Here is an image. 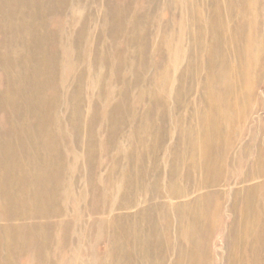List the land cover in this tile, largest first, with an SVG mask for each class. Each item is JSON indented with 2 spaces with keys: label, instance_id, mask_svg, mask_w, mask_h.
<instances>
[{
  "label": "rangeland",
  "instance_id": "1",
  "mask_svg": "<svg viewBox=\"0 0 264 264\" xmlns=\"http://www.w3.org/2000/svg\"><path fill=\"white\" fill-rule=\"evenodd\" d=\"M0 1V264H264V162H251L264 160V0ZM212 22L237 42L215 48ZM250 59L232 111L216 77L227 86ZM208 97L225 117L219 173L206 177Z\"/></svg>",
  "mask_w": 264,
  "mask_h": 264
},
{
  "label": "bare ground",
  "instance_id": "2",
  "mask_svg": "<svg viewBox=\"0 0 264 264\" xmlns=\"http://www.w3.org/2000/svg\"><path fill=\"white\" fill-rule=\"evenodd\" d=\"M6 1V0H5ZM10 1V0H9ZM1 2V1H0ZM2 4V3H1ZM3 4H4V2H3ZM3 6V5H2ZM10 6H12V4L10 5ZM12 10V9H11ZM11 12V11H10ZM25 13V12H24ZM25 15V14H24ZM21 16V15H20ZM9 19V18H8ZM11 19V18H10ZM19 19V18H18ZM17 19V20H18ZM23 19H25V18H23ZM10 21V20H9ZM12 21V20H11ZM10 21V22H11ZM21 21V20H20ZM19 21V22H20ZM25 21V20H24ZM17 23V22H16ZM20 24V23H19ZM21 24H22V21H21ZM20 24V25H21ZM14 25H15V21H14ZM17 25V24H16ZM19 25V26H20ZM6 26H7V24H6ZM10 27H11V25H10ZM14 27H17V26H14ZM25 27V26H24ZM215 27V23L214 22H212L211 24H210V28H211V30H212V41L214 40V43L216 44V46H215V48H218L219 47V44H221V47L223 48L224 46H225V42L230 46V45H234V43H236L237 41H236V39H232V41L230 40V39H227L226 40V35H220V34H218V32H217V34H215L214 33V30H213V28ZM12 28H13V25H12ZM21 28V27H20ZM19 28V29H20ZM18 29V28H17ZM18 29V30H19ZM13 30V29H12ZM11 30V31H12ZM21 30V31H20ZM19 31L20 32H22V29H20ZM26 30H28V29H26ZM10 31V30H9ZM17 31V30H16ZM4 33H6V31L4 32ZM12 33V32H11ZM14 33H16L15 31H14ZM36 33V32H35ZM20 34V33H19ZM19 34H18V32H17V34L16 35H18L17 37H19ZM23 34H24V30H23ZM30 34H32L31 32H30ZM37 35H38V33H36ZM6 35V34H5ZM12 35V34H11ZM20 35H22V34H20ZM26 35V34H25ZM32 35H34V34H32ZM36 35V36H37ZM13 36H14V34H13ZM23 36V35H22ZM25 37V36H24ZM24 37H23V39H24ZM37 37H39V36H37ZM41 37H44V36H41ZM40 37V38H41ZM4 38H5V36H4ZM3 38V39H4ZM7 38H9L8 36L4 39L5 41H6V39ZM25 38H27V37H25ZM36 38V37H35ZM34 38V39H35ZM47 38V37H46ZM45 38V39H46ZM10 39V38H9ZM8 39V40H9ZM13 39V38H12ZM11 39V40H12ZM22 39V40H23ZM0 40H1V38H0ZM4 40H2V42L4 41ZM19 40V39H18ZM21 40V41H22ZM27 40V39H26ZM43 40V39H42ZM24 41V40H23ZM22 41V43L24 44V42ZM15 42V41H14ZM27 42V41H26ZM35 42V41H34ZM41 42V41H40ZM250 42V41H249ZM249 42H248V44H246V47H245V49L242 51V52H244L245 54H248V53H250V49H251V47H250V44H249ZM11 43V42H10ZM48 43V42H47ZM1 45L3 44V43H0ZM26 44V43H25ZM28 44V43H27ZM34 44V43H33ZM50 44V43H49ZM6 45H8V44H6ZM17 45V44H16ZM18 45H20V44H18ZM29 45V44H28ZM35 45H37V44H35ZM130 45V44H129ZM4 45H2V47H3ZM10 46V45H9ZM22 46H24V45H22ZM26 46V45H25ZM24 46V47H25ZM41 46H42V44H41ZM31 47H33V46H31ZM42 47H44V45L42 46ZM46 47V46H45ZM10 48V47H9ZM17 48H18V46H17ZM27 48H28V46H27ZM30 48V47H29ZM20 49H21V47H20ZM23 49V48H22ZM31 49V48H30ZM4 50V49H3ZM5 50H6V48H5ZM4 50V51H5ZM32 50V49H31ZM30 50V51H31ZM38 50H40V49H38ZM46 50H47V48H46ZM45 50V51H46ZM19 51V50H18ZM24 51V50H23ZM28 51V50H27ZM34 52V51H33ZM41 51H39V53H40ZM46 52H48V51H46ZM27 53V52H26ZM34 53H36V51L34 52ZM33 53V54H34ZM38 53V54H39ZM43 53V52H42ZM15 54H17V53H15ZM29 54V53H28ZM32 54V53H31ZM31 54H29V55H31ZM37 54V53H36ZM41 54V53H40ZM47 54V53H46ZM45 54V52H44V56L46 55ZM49 54V53H48ZM3 55H6L7 56V54H6V51H5V54H3ZM19 55V54H18ZM54 55V54H53ZM223 55V57H222V59H221V64L220 65H225V56H224V54H222ZM20 56V55H19ZM43 56V55H42ZM50 56V55H49ZM23 57H25V56H23ZM40 57H41V55H40ZM48 57V56H47ZM255 60H258V57L257 56H255V57H253ZM28 59H30V58H28ZM49 59H50V57H49ZM80 59V58H79ZM18 60V59H17ZM37 60V59H36ZM35 60V61H36ZM9 61V60H8ZM8 61H6V62H8ZM27 61V60H26ZM31 61V60H30ZM29 61V62H30ZM34 61V62H35ZM40 61V60H39ZM38 61V63H40ZM43 61V60H42ZM49 61V60H48ZM48 61H46L47 62V64H48ZM247 61V63L246 62H244V61H240V60H238V64H237V66L233 69V70H229V72H232V75H233V77H232V82H228V85L226 86V82H224L223 83V81H222V77L220 76V75H218L217 77H216V79H217V88L219 89V90H221V91H227V92H229V93H234V94H231V95H229V97L227 98V99H225V100H223L222 102H220V103H222V104H224L226 107H228V108H230L232 111H235V109H236V104H237V102H238V100H239V97H240V94H238L239 93V89H238V93L236 92V84L238 83V81L241 79V77H242V74H243V68L244 67H248V68H250V64H252V66L254 65V62L252 61V59H250V61H248V60H246ZM17 61L15 60L14 61V63H16ZM28 62V63H29ZM8 63H10V62H8ZM18 63V62H17ZM16 63V64H17ZM23 63V62H22ZM27 63V62H26ZM25 63V64H26ZM27 63V64H28ZM30 63H32V62H30ZM29 63V64H30ZM20 64H21V62H20ZM5 65V64H4ZM6 65H7V63H6ZM23 65V64H22ZM35 65H38V64H35ZM40 65H42L41 63H40ZM46 64L44 63V66H45ZM14 66H18V65H14ZM24 66V65H23ZM22 66V67H23ZM32 66H33V64H32ZM25 67V66H24ZM4 68V67H3ZM16 68V67H15ZM17 68H19V66L17 67ZM27 68H30V67H27ZM33 68H35L34 66L32 67V69ZM44 68V67H43ZM42 68V69H43ZM48 68V67H47ZM36 69V68H35ZM41 69V70H42ZM1 70H2V68H1ZM10 70V69H9ZM12 70V69H11ZM23 70H25V69H23ZM28 70V69H27ZM27 70H26V73H27ZM34 70V69H33ZM40 70V69H39ZM47 70V69H46ZM19 71V70H18ZM17 71V72H18ZM30 71V70H29ZM43 71V70H42ZM3 72V71H2ZM41 71H39L38 73H40ZM224 72H226V67L224 66V67H222V69H221V72H220V74L222 75V74H224ZM23 73V72H22ZM29 73V72H28ZM46 73V72H45ZM18 74V73H17ZM30 74L31 73H29V76H30ZM15 75V74H14ZM23 74H22V78H23ZM28 76V75H27ZM28 76V78H30ZM48 76V75H47ZM7 77V76H6ZM19 77H20V75H19ZM50 77V76H49ZM25 78V77H24ZM26 79V78H25ZM46 79V78H45ZM44 79V80H45ZM48 79H50V78H48ZM52 79V78H51ZM58 79V78H57ZM7 80H8V77H7ZM20 80H22V79H20ZM29 80H31V79H29ZM43 80V79H42ZM50 81V80H49ZM4 82V81H3ZM6 83V82H5ZM15 83V82H14ZM29 83H30V81H29ZM28 83V84H29ZM38 83V82H37ZM42 84L44 83V81H42L41 82ZM13 84V83H12ZM24 84V82H22V85ZM28 84H27V86H28ZM46 84H48L47 83V79H46ZM15 85V84H14ZM21 85V86H22ZM26 85V84H25ZM29 85H31V84H29ZM13 86V85H12ZM44 86V85H43ZM4 87V86H3ZM20 87V86H19ZM29 87V86H28ZM28 87H26V88H28ZM40 87V86H39ZM46 87H49V86H46ZM50 87H51V83H50ZM244 87V86H243ZM10 88V87H9ZM22 88H25V87H22ZM33 88V87H32ZM11 89V88H10ZM13 89H14V87H13ZM21 89V87L19 88V90ZM40 89V88H39ZM4 90H5V88H4ZM7 90H9V89H7ZM30 90V89H29ZM41 90V89H40ZM51 90H52V88H51ZM12 91V90H11ZM10 91V92H11ZM33 91V90H32ZM6 92V91H5ZM30 93H32L31 91H29ZM37 92H38V90H37ZM55 92V91H54ZM8 93V92H7ZM41 93V92H40ZM20 94V93H19ZM38 96V94L36 93L35 94V96ZM8 96H9V94H8ZM17 96H19V95H17ZM23 96V95H22ZM22 96H21V94H20V97L22 98ZM30 96H31V94H30ZM12 97V96H11ZM33 97V96H32ZM76 97V96H75ZM9 98V97H8ZM14 98V97H13ZM18 98V97H17ZM207 98V97H206ZM20 99V98H19ZM40 99V98H39ZM38 98H35L34 97V102H33V105H32V108L31 107H29L30 108V110H31V112L32 113H36V115H37V118H38V120L39 121H41V107H40V100H39ZM53 99V98H52ZM63 99V98H62ZM51 100V99H50ZM17 101V100H16ZM18 101H20V100H18ZM14 102V101H13ZM13 102H12V105H14V104H16L17 105V107H18V104L17 103H14L13 104ZM32 103V102H31ZM56 103V102H55ZM2 104H3V102H2ZM19 105H22V100H21V102H20V104ZM218 105H219V103L217 104V103H215V101L214 100H212V99H210V97H208V99H207V105H206V108H205V110H204V112L206 113V116H207V118H208V120H209V122H211V124H210V126H209V128H207L206 130L207 131H209L210 132V138H208V139H206L204 142H202L201 144H199L197 147H196V149H197V151L199 152L198 154H197V156H200V160H201V162L199 163V168H201V172L203 173V175L204 176H209L210 174H218L219 173V171H218V168H217V166H216V163H217V158L219 157V156H221V150L219 149V147L217 146V142H218V140H219V138H220V136H221V131H220V125H221V122H222V120H223V118L225 117V115H223V113L221 112V110L219 109V107H218ZM24 106V105H23ZM2 108H3V105L1 106ZM6 107V106H5ZM8 107H11V106H9L8 105ZM14 107H15V105H14ZM17 107H16V109H17ZM22 107V106H21ZM20 108V107H19ZM22 108H24V107H22ZM4 109V108H3ZM11 110V109H10ZM30 110H28V111H30ZM46 110V109H45ZM17 111V110H16ZM20 111V110H19ZM5 112H6V109H5ZM13 112V111H12ZM14 112H15V110H14ZM18 113V112H17ZM13 114V113H12ZM16 114V113H15ZM14 115V114H13ZM29 115V114H28ZM31 115V114H30ZM214 115H216L217 117H214ZM5 116H6V113H5ZM22 116V115H21ZM9 117V116H8ZM35 117V116H34ZM8 119V118H7ZM10 119V118H9ZM28 119V118H27ZM13 120V119H12ZM12 120H11V122H12ZM23 120H24V118H23ZM38 120H36L38 123H39V121ZM16 121H19V120H17L16 119ZM10 122V121H9ZM8 122V123H9ZM32 122V121H31ZM37 122H36V124H37ZM7 123V124H8ZM18 123V125L20 124L19 122H17ZM25 123V122H24ZM36 124L34 125L35 127L34 128H36ZM39 125V124H38ZM25 126V125H24ZM42 126H43V123H42ZM45 126V125H44ZM43 126V127H44ZM54 126V125H53ZM10 127H12L11 125H10ZM33 127V126H32ZM13 128V127H12ZM11 128V129H12ZM15 128H16V125H15ZM24 128V127H23ZM22 128V129H23ZM17 129V128H16ZM202 129V128H201ZM9 130V129H8ZM24 130V129H23ZM37 130V129H36ZM22 131V130H21ZM33 131V130H32ZM9 132V131H8ZM15 132V131H14ZM25 132V131H24ZM34 133H36L35 131H33ZM43 132V131H42ZM193 132V131H192ZM19 133V132H18ZM28 133L30 134V132L28 131ZM34 133H33V135H34ZM10 134V133H9ZM13 134H16V133H13ZM43 134V133H42ZM1 135H2V133H1ZM19 136V135H18ZM31 136V135H30ZM184 137L186 136V134L185 135H183ZM12 137V136H11ZM11 137H8V138H11ZM13 137H14V135H13ZM17 137V136H16ZM36 137V136H35ZM13 139V138H12ZM17 140L19 139L18 137L16 138ZM2 140V139H1ZM15 141V140H14ZM31 141V140H30ZM199 141V140H198ZM2 142V141H1ZM4 142H7V141H4ZM13 142V141H12ZM3 143V142H2ZM7 143H9V142H7ZM18 143H19V141H18ZM33 143V142H32ZM38 143H40V142H38ZM15 143H13L12 145H14ZM23 144V143H22ZM28 144V143H27ZM34 144V143H33ZM1 145H3V144H0V146ZM9 145V144H8ZM7 145V146H8ZM19 145V147H20V144H18ZM29 145V144H28ZM27 145V146H28ZM32 145V144H31ZM22 146V145H21ZM30 146V145H29ZM28 146V147H29ZM16 147H17V144H16ZM18 147V148H19ZM27 147V148H28ZM33 147V146H32ZM47 147V146H46ZM4 148V147H3ZM23 148V147H22ZM22 148H20V149H18V150H21ZM48 148V147H47ZM4 149H6V148H4ZM30 149H32V148H30ZM11 150V149H10ZM22 151H24V150H22ZM29 152H31V150L29 151ZM28 152V153H29ZM39 152V151H38ZM189 152L191 153V155L193 156V157H195L196 156V151L193 149V148H189ZM259 152L260 153H262L263 152V150H259ZM27 153V154H28ZM47 153H49V152H47ZM23 154V153H22ZM25 154V153H24ZM29 155V154H28ZM38 155L39 154H35V156L36 157H38ZM0 156H1V154H0ZM27 156V155H26ZM42 156V155H41ZM49 156V155H48ZM13 157H15V155H13ZM30 157V156H29ZM5 158V157H4ZM21 158V157H20ZM22 158H24V157H22ZM16 159V158H15ZM19 160V159H18ZM24 160H25V158H24ZM172 160H174V159H172ZM22 161V160H21ZM20 161V162H21ZM34 161V160H33ZM41 161V160H40ZM50 161V160H49ZM30 162V161H29ZM44 162V161H43ZM251 162L252 163H254V164H256V165H261L263 162H264V160H263V157H262V155L261 154H257V155H254V160H251ZM27 163V161L25 162V164ZM47 163V162H46ZM49 163V162H48ZM24 164V165H25ZM30 164V163H29ZM51 164H52V162H51ZM44 165V164H43ZM53 165V167L55 166V164H52ZM26 166V165H25ZM27 167H29L30 168V165L29 166H27ZM174 167V166H173ZM2 168H4V166L2 167ZM52 168V167H51ZM53 169V168H52ZM58 169V168H57ZM4 170V169H3ZM51 170V169H50ZM53 171V170H52ZM58 173V172H57ZM56 173V174H57ZM153 173V172H152ZM41 174V173H40ZM172 174H174L173 173V171H172ZM200 175V174H199ZM25 176V175H24ZM59 176V175H58ZM21 177V176H20ZM248 177H249V179L250 180H253L254 178H263V175L262 174H256V175H254V174H249L248 175ZM4 178V177H3ZM3 178H2V180H3ZM56 178L58 179V177H57V175H56ZM0 182H1V180H0ZM3 182V181H2ZM264 182V181H263ZM129 183V182H128ZM154 183V182H153ZM55 184H56V182H55ZM20 185V184H19ZM54 185V184H53ZM126 185H127V183H126ZM152 185H154V184H152ZM156 185V184H155ZM153 187V189H154V186H152ZM200 187L201 188H208V189H213V186L212 185H200ZM5 188V187H4ZM47 189H50V186L49 187H47ZM46 189V190H47ZM45 192H47V191H45ZM48 192H49V190H48ZM242 192H245V196L243 197L244 198V200H243V205H245L246 206V214H252L251 212L254 210V209H256V207H255V203H257L258 202V200H257V198H256V194H255V190H254V188H250V189H248V190H242ZM46 195H48V193H46ZM14 196V195H13ZM0 197H2V196H0ZM10 197V196H9ZM17 197V196H16ZM28 197V196H27ZM49 197H51V196H49ZM52 197H53V195H52ZM7 198V197H6ZM15 198V197H14ZM7 200H10V199H7ZM30 200V199H29ZM28 200V201H29ZM48 200H50L51 201V203H52V198L51 199H48ZM26 201H27V199H26ZM2 202V201H1ZM12 202H13V200H12ZM28 203V202H27ZM42 203V202H41ZM44 203V202H43ZM49 203V202H48ZM50 203V204H51ZM8 203H5V205H7ZM45 204V203H44ZM200 204V203H199ZM199 204H194V205H192V206H194V208L195 209H197L198 207H199ZM9 205V204H8ZM30 205V204H29ZM28 205V206H29ZM1 206V205H0ZM12 206V205H11ZM28 206H26V207H28ZM44 206V205H43ZM47 206V205H46ZM48 206H50L49 204H48ZM4 207V206H3ZM17 207V206H16ZM31 207V206H30ZM45 207V206H44ZM50 207H52V206H50ZM40 208V207H39ZM218 208H220V206H219V204L215 207V209H214V212H215V215L216 216H218ZM3 209H5V208H3ZM1 210V209H0ZM8 209H6V211H7ZM14 210V209H13ZM23 210V209H22ZM37 210V209H36ZM260 210V209H259ZM9 211V210H8ZM7 211V212H8ZM51 211V210H50ZM25 212L26 211H24V214H25ZM35 212H37V211H35ZM40 212V211H39ZM46 212H49V211H47L46 210ZM52 212V211H51ZM4 212H2V214H3ZM29 213H31V212H29ZM10 215H13V214H11V213H9ZM8 214V215H9ZM23 214V215H24ZM37 214V213H36ZM40 214V213H39ZM1 215V214H0ZM35 215V214H34ZM38 215V214H37ZM242 215H243V213H242ZM4 217V216H3ZM26 217V216H25ZM37 218H38V216H36ZM35 217V218H36ZM18 218V217H17ZM24 218V217H23ZM32 218H34V217H32ZM34 218V220H36ZM40 218V217H39ZM42 218V217H41ZM45 218H46V215H45ZM6 219V218H5ZM12 219V218H11ZM18 219H20V218H18ZM18 219L16 220V221H18ZM28 220H29V218H27ZM7 220V219H6ZM23 220H25V219H23ZM32 220V219H31ZM40 220V219H39ZM14 221V220H13ZM16 221H14V222H16ZM211 221V220H210ZM20 222V221H19ZM29 222V221H28ZM43 222H45V221H43ZM42 222V223H43ZM231 222V221H230ZM22 223V222H21ZM41 223V222H40ZM23 224V223H22ZM21 224V225H22ZM33 224V223H32ZM36 224V223H35ZM34 224V225H35ZM21 225H20V228H21ZM28 224H26V226H27ZM37 225V227L39 226L38 224H36ZM35 225V226H36ZM197 227H199L200 229H203V227L205 228V226H204V224L203 223H201V222H197ZM234 224L232 223L231 224V226H232V228H234V226H233ZM33 226V225H32ZM31 226V227H32ZM40 226H41V224H40ZM39 226V227H40ZM14 227V226H13ZM258 227H259V224L258 223H256L255 221H251L250 223H248V224H246L245 225V227H244V230H246V231H248L249 233H256V231H257V229H258ZM29 228V227H28ZM206 230L208 229V228H205ZM211 229H212V227H211ZM37 230H39L38 228H37ZM40 231V230H39ZM12 232V231H11ZM38 232V231H37ZM41 232V231H40ZM39 236V235H38ZM41 236H43V233L41 234ZM40 237V236H39ZM256 248L254 249V251L257 249V246H255ZM246 264H253V263H246ZM256 264V263H255Z\"/></svg>",
  "mask_w": 264,
  "mask_h": 264
}]
</instances>
